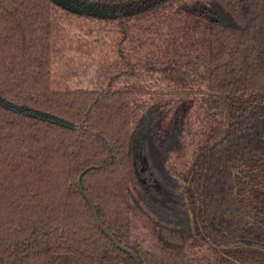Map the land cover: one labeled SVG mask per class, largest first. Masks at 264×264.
I'll list each match as a JSON object with an SVG mask.
<instances>
[{
	"label": "trees",
	"instance_id": "1",
	"mask_svg": "<svg viewBox=\"0 0 264 264\" xmlns=\"http://www.w3.org/2000/svg\"><path fill=\"white\" fill-rule=\"evenodd\" d=\"M84 1L118 13L0 0V96L73 124L0 105V264H137L98 227L82 173L102 224L139 264L131 217L140 203L177 263L264 264V0ZM105 49L126 67L107 88L56 86L66 53ZM153 82L144 106L137 87ZM152 147L165 165L192 155L196 186L162 176ZM168 189L173 205H159Z\"/></svg>",
	"mask_w": 264,
	"mask_h": 264
},
{
	"label": "rangeland",
	"instance_id": "2",
	"mask_svg": "<svg viewBox=\"0 0 264 264\" xmlns=\"http://www.w3.org/2000/svg\"><path fill=\"white\" fill-rule=\"evenodd\" d=\"M182 3L187 4L190 7H197L205 4L207 0H179ZM94 24H91V26ZM110 25L107 23H100L98 27L105 29ZM96 28L99 30V28ZM104 54H97L95 56H81L78 53L69 52L66 53L63 60L60 61L54 70L53 80L57 87L63 89L74 88H98L100 90L107 88L110 84V80L115 76H118L121 72H124L125 66L112 65V61L115 59L114 53L110 50H104ZM154 76H160L158 72L154 70ZM123 78V76L121 77ZM118 79L114 82L116 87H124V80ZM161 83V82H159ZM138 84H142L139 82ZM148 87L138 86L137 88L142 92L141 95L143 105H147L150 100V93L152 90L157 89L156 83ZM144 132V130L142 131ZM145 135L141 133L139 136L137 151L139 152L141 147V137ZM153 162L158 169L159 173L164 176V171H168L169 175H173L177 180L188 189H193L196 186V179H194L195 173L191 172L192 155H188L183 158H177L173 156L169 162L163 164L161 162L162 154L157 147H152L150 150ZM168 167V168H167ZM143 177L147 180L148 184L153 182L155 177L154 172L147 166L143 170ZM169 191H162L157 203L159 205L168 204L173 205L174 198ZM155 215L150 208L144 204H136L133 209L131 217V237L133 246L138 248L146 256L147 264H180L176 261L168 258L162 250L161 244L156 237V231L154 229V217ZM181 264H194L187 261Z\"/></svg>",
	"mask_w": 264,
	"mask_h": 264
},
{
	"label": "water",
	"instance_id": "3",
	"mask_svg": "<svg viewBox=\"0 0 264 264\" xmlns=\"http://www.w3.org/2000/svg\"><path fill=\"white\" fill-rule=\"evenodd\" d=\"M51 1L57 6L71 13L87 14L89 16L100 18V19H112L118 13L117 10L113 7L105 6V5H101V4H97L93 2H85L84 0H51ZM0 105L6 108H10L20 113H26L29 116L39 117L44 120H49V121H52L53 123L61 124L69 128L73 127V124L65 119L58 118L54 115H50V114H47L41 111L30 109L27 106L16 105V104L10 103L9 101L5 100L2 96H0ZM82 175L83 173L78 178V188L82 196L85 198V200L89 204L98 227L115 244V246H117L123 252L129 254L136 261V263L139 264V260L135 252L123 246L122 244H120L117 241V239L113 236V234H111V232L102 224L94 202L83 189V186L81 183Z\"/></svg>",
	"mask_w": 264,
	"mask_h": 264
}]
</instances>
